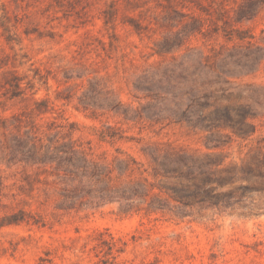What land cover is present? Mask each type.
<instances>
[{"label":"rangeland","instance_id":"1","mask_svg":"<svg viewBox=\"0 0 264 264\" xmlns=\"http://www.w3.org/2000/svg\"><path fill=\"white\" fill-rule=\"evenodd\" d=\"M241 2L0 0V220L22 211L44 224L1 227L0 264H101L100 233L123 249L121 264H264V8L235 21ZM249 54L260 63L245 65ZM222 59V86L241 97L220 103L249 105L251 133L221 130L206 144L211 132L179 122L185 98L174 94L200 61ZM26 136L147 168L144 151L154 147L209 154L234 167L217 190L232 191L234 204L181 219L175 211L123 216L117 203L65 208L52 178L18 162L17 138Z\"/></svg>","mask_w":264,"mask_h":264},{"label":"trees","instance_id":"2","mask_svg":"<svg viewBox=\"0 0 264 264\" xmlns=\"http://www.w3.org/2000/svg\"><path fill=\"white\" fill-rule=\"evenodd\" d=\"M262 8L264 0H242L232 10L233 18L235 21L252 19ZM187 27L188 24H185L181 33ZM239 39L242 38L239 36ZM257 49L264 50V46ZM228 57L232 58V55ZM260 59L249 54L244 64L249 62L254 65L260 63ZM225 65V59L215 65L200 61L199 72L182 76L183 89L179 94H174L175 98H185L179 106V122L193 129L211 132V136L206 137V144L213 143L215 140L209 138L220 135L221 130H228L239 138L248 137L251 133L247 120L253 117V113L249 105L220 103L221 99L241 97V93L234 94L230 88L222 86L228 83L222 78ZM211 75H215L212 80L209 79ZM10 83L11 87L19 88L17 78ZM218 92H221L220 96ZM122 115L125 120L130 119L128 112ZM48 141V144H44L36 143L28 136L25 139L17 138L15 154L21 157L18 162L37 170L36 175L52 178L54 184L60 186L61 205L65 208L98 209L117 203L118 212L123 216L139 211L149 216L175 211L176 218L181 219L194 209L220 210L234 204L232 191L217 192L218 187L229 183L234 167H221V163L215 162V158L209 154L195 156L154 147L151 152L144 151L150 163L147 168L133 157H115L111 162H96L78 152L71 143ZM23 223L44 225L40 216L27 218L24 212L19 211L0 220V228ZM98 247L106 257L100 260L101 264H121L116 261V255L122 253L123 249L112 236L106 238L100 233Z\"/></svg>","mask_w":264,"mask_h":264}]
</instances>
